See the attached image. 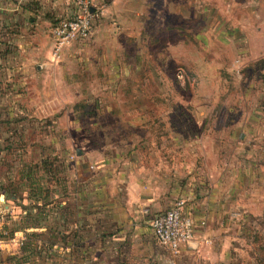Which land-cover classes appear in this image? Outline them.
Wrapping results in <instances>:
<instances>
[{
    "label": "rangeland",
    "instance_id": "rangeland-1",
    "mask_svg": "<svg viewBox=\"0 0 264 264\" xmlns=\"http://www.w3.org/2000/svg\"><path fill=\"white\" fill-rule=\"evenodd\" d=\"M127 4L135 9L126 14L107 12L105 5L89 36L52 60L55 66H45L43 80L28 83L18 100L31 117L20 118L32 126L20 131L30 142L28 151L27 145L15 150L29 156L31 186L54 185L53 174L45 182L38 165L39 157H54L55 138L60 137L58 152L70 149L74 156L68 141L74 137L75 147L79 144L92 160L130 154L160 169L173 160L193 162V146L180 142L201 138L207 157H195L196 168L203 161L238 172L240 182L249 176L240 199L261 202L264 21L253 17L250 0ZM257 219V225L242 228L240 243L243 253L264 260V220Z\"/></svg>",
    "mask_w": 264,
    "mask_h": 264
},
{
    "label": "crops",
    "instance_id": "crops-1",
    "mask_svg": "<svg viewBox=\"0 0 264 264\" xmlns=\"http://www.w3.org/2000/svg\"><path fill=\"white\" fill-rule=\"evenodd\" d=\"M121 1L96 0L107 12L134 11L128 9L129 0ZM250 2L253 17L264 21V0ZM76 12L70 0H0V264H168L173 258L176 264L255 262L240 242L245 225H257L260 216L264 220V196L261 202L240 199L249 176L240 182L239 173L223 165L202 161L196 168L195 157H207L201 138L180 142L193 146V162L173 160L165 169L130 154L92 160L79 144L75 147L74 137H68L74 156L70 149L58 152L60 137L55 138L54 160L46 154L38 165L45 182L53 174L54 185L31 186L29 156L15 150L27 145L28 151L30 142L20 131L32 126L15 121L31 119L18 100L28 83L43 80L45 66L56 65L51 29L59 18ZM260 34L264 38V31ZM177 200H183V214L193 221V238L172 257L150 223Z\"/></svg>",
    "mask_w": 264,
    "mask_h": 264
},
{
    "label": "built area",
    "instance_id": "built-area-1",
    "mask_svg": "<svg viewBox=\"0 0 264 264\" xmlns=\"http://www.w3.org/2000/svg\"><path fill=\"white\" fill-rule=\"evenodd\" d=\"M70 1L77 7L76 14L59 18L51 29L53 61L60 59L66 47L86 39L94 19L102 17L106 10L105 4L96 0ZM183 204V200H177L171 207L156 215L150 223L157 241L172 257L177 256L182 244L193 238V221L184 216ZM168 264H176L174 258Z\"/></svg>",
    "mask_w": 264,
    "mask_h": 264
},
{
    "label": "trees",
    "instance_id": "trees-1",
    "mask_svg": "<svg viewBox=\"0 0 264 264\" xmlns=\"http://www.w3.org/2000/svg\"><path fill=\"white\" fill-rule=\"evenodd\" d=\"M24 119L19 118V120H18V118H16L15 121H22ZM255 260H256L255 262H252V263H249V264H264V260L262 258L257 257V258H255Z\"/></svg>",
    "mask_w": 264,
    "mask_h": 264
},
{
    "label": "water",
    "instance_id": "water-1",
    "mask_svg": "<svg viewBox=\"0 0 264 264\" xmlns=\"http://www.w3.org/2000/svg\"><path fill=\"white\" fill-rule=\"evenodd\" d=\"M76 152H77V154H80V150H79V149H77V151H76Z\"/></svg>",
    "mask_w": 264,
    "mask_h": 264
}]
</instances>
